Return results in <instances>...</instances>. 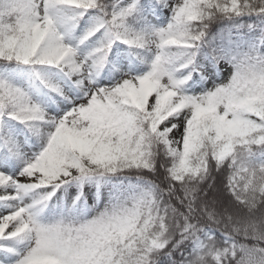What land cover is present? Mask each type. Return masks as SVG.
I'll return each mask as SVG.
<instances>
[{
	"label": "snow or ice",
	"instance_id": "snow-or-ice-1",
	"mask_svg": "<svg viewBox=\"0 0 264 264\" xmlns=\"http://www.w3.org/2000/svg\"><path fill=\"white\" fill-rule=\"evenodd\" d=\"M0 264H264V0H0Z\"/></svg>",
	"mask_w": 264,
	"mask_h": 264
}]
</instances>
